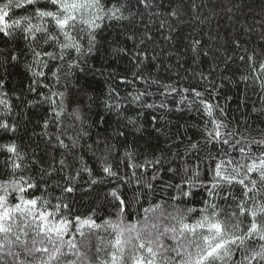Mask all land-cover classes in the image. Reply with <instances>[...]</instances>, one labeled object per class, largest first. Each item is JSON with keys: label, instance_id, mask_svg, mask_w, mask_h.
<instances>
[{"label": "trees", "instance_id": "16d2710c", "mask_svg": "<svg viewBox=\"0 0 264 264\" xmlns=\"http://www.w3.org/2000/svg\"><path fill=\"white\" fill-rule=\"evenodd\" d=\"M4 2L0 0V4ZM103 2L107 8L126 3L123 15L127 19L98 21L101 27L91 46L87 32H73L80 52L45 43L43 32H23L24 22L21 28L10 29L11 36L0 34V100L8 105L0 104V123L15 128L0 129V182L13 179L10 166L15 156L6 146L14 143L27 165L17 170L15 179L23 175L38 185L28 189L25 197L42 196L52 206H69L61 207L56 219L72 221L65 240L74 236L81 245V264H101L109 259L114 249L108 242L115 234L103 227L94 232L85 227L86 235L81 237L75 231L76 217H91L102 224L115 221L119 214L126 223H135L144 220L145 209L157 204L171 212L174 205L201 209L207 202L222 209L226 224L238 219L242 231L236 235H242L250 218L239 215L231 196L247 199L244 190L235 182L229 186L220 181L215 166L224 162L230 173L236 164L251 163L264 152V145L254 143L264 141V91L256 80L257 76L264 79L259 67L264 61V0H149L147 8L137 0ZM193 3L196 8L191 7ZM173 10L175 17L170 15ZM32 14V9H13L9 23ZM31 22L56 34L48 18L34 17ZM60 42H65L62 36ZM33 50L41 55L35 56ZM45 52L57 58L43 55ZM11 56L17 59L11 60ZM40 72L42 76L35 75ZM193 89L201 96L196 97ZM206 104L213 106L212 116L207 114ZM74 110L79 112V120ZM213 120L223 124L220 139H228V145L209 136ZM57 136L67 149L59 146ZM192 144L197 148H191ZM241 147L245 148L243 154ZM228 160L233 165H227ZM105 167L115 175L105 173ZM93 180L97 183L92 184ZM214 183L219 184L213 190L219 195L209 194ZM67 184L74 187L72 193L63 191ZM113 191L126 200L123 212L119 200L111 195ZM183 192L190 195L184 197ZM229 192V199H222ZM249 195L264 202V190ZM16 202L9 197L10 205ZM254 204L248 200V205ZM160 211L149 212V221L160 223L161 228L174 223L160 217ZM234 211L236 219L230 216ZM198 218L194 213L189 222ZM258 221L264 224V216ZM14 232L20 234L18 229ZM29 232L31 247L34 233ZM35 238L37 247L52 250L47 240L41 245L42 237ZM262 244L258 239L248 241L245 251L234 259L248 256L244 264H261L251 256L261 251ZM12 250L20 255L16 260L8 257L7 264H37L47 256H25L20 246ZM66 259L75 257L62 258V264ZM125 260L131 264L127 252Z\"/></svg>", "mask_w": 264, "mask_h": 264}, {"label": "snow or ice", "instance_id": "6c2138e0", "mask_svg": "<svg viewBox=\"0 0 264 264\" xmlns=\"http://www.w3.org/2000/svg\"><path fill=\"white\" fill-rule=\"evenodd\" d=\"M137 3L146 8L150 6L149 0H137ZM125 7H127V4L121 3L114 5L112 8H107L103 0H6V2L0 4V34L6 37L11 36L13 33L10 29L21 28V24L24 22L26 26L21 28L23 32H43L46 35L45 43H57L62 50L75 49L80 52V45L72 33L76 32L79 35V33L87 32L91 46L95 42L96 30L101 27L98 21H102L105 18L109 20L127 19L123 15ZM191 7L196 8L197 6L193 3ZM13 9H23L25 11L32 9L33 14L31 16H21V18L12 20L9 23L10 13ZM170 15L175 17L177 12L173 10ZM34 17H38L41 20L48 18L56 29V34L49 33L47 28H42L39 24H32L31 21ZM163 23L162 21L161 27H163ZM60 36L63 37L65 42H60ZM148 38L151 39L150 36ZM33 39H35V36H33ZM196 43L198 44L199 41H196ZM193 50H196L195 45ZM33 51L35 56L41 55L40 52ZM89 51H91V47ZM43 55L52 59L57 58L52 52H45ZM59 58L63 59V55L61 54ZM10 59L16 60L17 57L11 56ZM249 59L252 58L249 57ZM259 67L260 71L264 72V61L260 63ZM35 75L42 76L43 73H35ZM256 80L260 89L264 91V79L257 76ZM2 84L3 81H0V86ZM171 90L176 91L175 88ZM184 91H188V89ZM192 91L196 97L201 96L200 92L194 89ZM60 95L62 96L63 94L61 93ZM201 103H204V101H201ZM0 104L8 106L6 100H0ZM205 107L207 114L212 116L213 106L206 104ZM63 111L64 108L61 103V112ZM73 114L77 120L80 119L77 110H74ZM212 123L214 128L212 132H209V136L224 145H228V139H220L222 136L220 129L224 127L223 124L215 120ZM0 129L15 130L14 126L10 129L7 123H0ZM224 135L231 136V133H224ZM56 139L59 146L68 148L63 139L59 136ZM254 143L264 145V141H254ZM73 146H75V140H73ZM191 148L195 149L197 145L192 144ZM6 150L9 153H13L15 159L12 160L10 166L13 179L0 182V235L3 237L0 239V264H7L8 257H12L13 260L18 258L20 253L12 250L15 246L22 247L25 256H34L35 253L47 254L46 258L39 259L37 264H53V262L62 264V258L68 256H73L75 259L63 260V264H81V257L84 255L80 251L81 245L76 242L74 236L65 240V236L69 234L72 221L67 218L56 219L61 207L67 209L69 206L67 204L52 206L50 201L42 196L26 198L24 193L28 189L37 188L38 185L32 182L31 179H25L23 175L19 177V180L15 179L17 170L27 167L23 163L25 158L17 151V146L14 143L6 146ZM239 151L243 154L245 153V148L241 147ZM17 160L20 162L17 163ZM3 163L5 169L8 170V160ZM60 163L63 165L64 161L62 160ZM226 163L227 165H233L234 162L228 160ZM103 171L108 175H115L110 167H105ZM48 174L50 175L51 173ZM215 176L220 181H225L229 186L235 182L241 185L244 190L243 196L247 198L244 200L231 196L230 192L222 197V199L228 200L231 196L236 201L239 215L244 216L247 214L249 216L250 225L242 235H236V232H240L242 229L239 220L236 219L237 213L235 211L230 213V216L236 219V222L228 225L221 218L222 209L215 203L207 204V202L206 207L201 209L190 207L185 210L174 205L171 212H166L162 205L157 204L154 207L145 209L144 220L135 223H126L123 216L119 214L115 221L105 220L102 224H97L91 217L87 219L76 217L75 231L81 237L86 235L83 231L85 227L93 232L102 227L105 230L110 229L114 232V240L108 242L114 251L110 252L108 254L110 258L101 261V264H126V252L131 264H244V261L249 260V257L244 256L242 260L234 259L237 253L245 251V245L248 241L254 242L256 239L264 241V224L258 221L259 216H264V202L257 200L255 196L249 195L252 192L259 195L264 190V152L259 157L252 159L251 163L236 164L231 168L230 173L227 172L224 162L218 163L215 166ZM67 179L74 181L75 177H68ZM91 183L96 184L97 181L93 180ZM218 188L219 184L214 183L212 189L209 190V194L219 195V191H213ZM74 190L72 184H67L63 189L67 193H72ZM13 193H20L21 195L17 197L13 196ZM111 195L119 200V204L122 206L121 212H123L126 200L118 196L115 191ZM182 195L187 197L190 193L183 192ZM10 196L17 202L10 205ZM172 199L175 201L178 197H172ZM248 200H254L255 204L248 205ZM49 207H52L53 211H49ZM157 209L161 210L159 213L160 217L164 220H171L174 223L171 225L165 224L161 228L160 223L150 222L147 214L155 212ZM194 213L198 214L199 218L189 222V217ZM14 229H18V232L25 239L21 240V235L14 232ZM29 229L34 233L31 236V247L28 246ZM12 236H14V239H10ZM37 236L42 237L40 240L41 245L47 240L52 250L49 251L46 246L37 247L35 238ZM97 239L102 240L101 237H97ZM167 241H171V243H167ZM101 250L98 245L97 253ZM176 257L180 259L177 261ZM251 260H259L261 264H264V244L261 245V251L253 253ZM88 264H91V262L89 261Z\"/></svg>", "mask_w": 264, "mask_h": 264}]
</instances>
